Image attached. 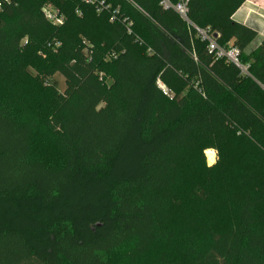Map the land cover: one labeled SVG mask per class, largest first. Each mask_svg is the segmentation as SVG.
Masks as SVG:
<instances>
[{"label":"trees","instance_id":"1","mask_svg":"<svg viewBox=\"0 0 264 264\" xmlns=\"http://www.w3.org/2000/svg\"><path fill=\"white\" fill-rule=\"evenodd\" d=\"M49 1L0 0V79L10 87L0 99V264H111L119 251L128 264H264L255 212L264 200V38L252 47L257 32L232 19L246 0H189L187 22L158 0H106L114 22L57 0L61 26L42 13ZM195 28L237 49L246 73L216 59ZM50 52L49 74L65 82L47 122L56 163L35 155L36 124L18 112L14 88ZM106 57L110 86L99 76ZM228 132L256 154L229 178L239 190L233 196L226 178L187 187L191 153Z\"/></svg>","mask_w":264,"mask_h":264},{"label":"rangeland","instance_id":"2","mask_svg":"<svg viewBox=\"0 0 264 264\" xmlns=\"http://www.w3.org/2000/svg\"><path fill=\"white\" fill-rule=\"evenodd\" d=\"M47 6L59 12L57 0H50L49 3L43 5L42 9ZM61 7L65 11L70 12V6L63 5ZM76 12H79V10L76 9ZM99 23V21H94L95 28L91 27L88 29V35L95 39L101 35V29L98 27ZM79 38H82V36H79ZM55 60L56 58L51 55V52L50 55L43 53L41 58L39 57L33 61L30 75L23 78L14 86L18 90L19 96H21L20 102H22L21 107H17L18 112H24L36 124L33 145L35 155L47 162L54 163L61 160V153L56 147V134L48 129L47 122L57 112L53 93L56 91L62 94L65 90L64 79L56 72L49 74L52 69V63ZM101 67L99 76L106 86H110L112 83V69L108 57L104 58ZM9 95L10 87L8 83L0 79V99H6ZM262 132L264 133V130ZM247 137L249 140H253L250 136ZM239 138H241L239 133L228 132L225 135L224 141L214 142L212 145L210 144L211 147L201 152L200 148H196L191 153L189 162L184 165L185 184L187 187L194 183L205 181L206 177L214 179V182H218L220 181L219 179L223 178L229 180V178H232L231 176L235 169H242L243 166L250 167V162L256 154L247 143H239L238 140H241ZM263 145L264 143H262ZM208 152L213 154L211 162H208ZM263 168L261 166V172ZM207 169L212 170L206 172ZM229 184V190L234 196L237 190H239L238 185L230 180ZM255 188L257 189V193L261 195V192H259L260 188H262L261 184L256 185ZM219 210V215L226 213L224 206H221ZM255 212L256 217L260 216V220L262 219L261 222L264 223V200L260 208ZM109 260L111 264H128L125 254L122 251L111 254ZM139 264H146V262H139Z\"/></svg>","mask_w":264,"mask_h":264},{"label":"built area","instance_id":"3","mask_svg":"<svg viewBox=\"0 0 264 264\" xmlns=\"http://www.w3.org/2000/svg\"><path fill=\"white\" fill-rule=\"evenodd\" d=\"M5 1V0H4ZM189 0H182L176 5H172L169 0H158L159 6L163 10L167 9H173L181 19L187 22V3ZM80 3L92 7L96 13H109L110 14V21H120L117 20L116 12L117 10L111 11V6L109 3L106 2V0H79ZM1 6V4H0ZM42 13L46 20H48L49 23H51L54 26H61L63 23V17L62 15L53 8L50 7H44L42 9ZM122 23L126 22V19H123L121 21ZM126 28L127 32L130 34V26L131 23L127 22ZM197 35L200 37L201 40H205L207 42V48L208 51L213 53L216 59H224L227 62L234 65L237 69L240 70L241 73H246V67L243 66L239 61V53L237 49L229 47V48H222L219 47L214 38L206 31V30H200L195 28ZM159 87L163 89L162 85L158 83ZM165 92V90L163 89Z\"/></svg>","mask_w":264,"mask_h":264},{"label":"crops","instance_id":"4","mask_svg":"<svg viewBox=\"0 0 264 264\" xmlns=\"http://www.w3.org/2000/svg\"><path fill=\"white\" fill-rule=\"evenodd\" d=\"M233 21L257 32L255 47L264 38V0H246L232 15Z\"/></svg>","mask_w":264,"mask_h":264},{"label":"bare ground","instance_id":"5","mask_svg":"<svg viewBox=\"0 0 264 264\" xmlns=\"http://www.w3.org/2000/svg\"><path fill=\"white\" fill-rule=\"evenodd\" d=\"M207 155H208V162H211L213 154L211 152H208Z\"/></svg>","mask_w":264,"mask_h":264}]
</instances>
